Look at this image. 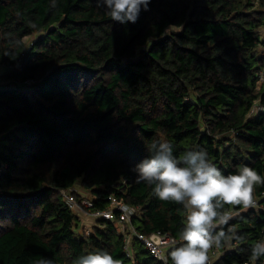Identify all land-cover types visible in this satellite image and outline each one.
<instances>
[{
	"label": "trees",
	"instance_id": "trees-1",
	"mask_svg": "<svg viewBox=\"0 0 264 264\" xmlns=\"http://www.w3.org/2000/svg\"><path fill=\"white\" fill-rule=\"evenodd\" d=\"M263 29L264 0H151L125 25L97 0H0V264H72L101 249L120 264H165L136 236L128 256L116 221L75 231L61 193L94 210L113 196L137 209V233L178 239L181 206L131 171L156 140L264 178ZM253 198L229 221L243 238L215 248L212 263L208 249V264H250L264 239V179Z\"/></svg>",
	"mask_w": 264,
	"mask_h": 264
},
{
	"label": "clouds",
	"instance_id": "clouds-1",
	"mask_svg": "<svg viewBox=\"0 0 264 264\" xmlns=\"http://www.w3.org/2000/svg\"><path fill=\"white\" fill-rule=\"evenodd\" d=\"M150 2L97 0V7L112 21L125 25L135 24L141 11H148ZM146 152L131 169L136 180L149 186L158 200L180 205L184 213L183 226L178 232L181 243L167 252L165 264H208L210 247L240 242L242 235L229 221L237 210L256 208L254 186L264 178L245 164L224 174L209 159L205 149H187L177 155L167 140L153 141ZM262 256L264 239H258L249 250L250 264ZM38 264L53 262L42 258ZM72 264H120V261L101 249L77 256Z\"/></svg>",
	"mask_w": 264,
	"mask_h": 264
},
{
	"label": "built area",
	"instance_id": "built-area-1",
	"mask_svg": "<svg viewBox=\"0 0 264 264\" xmlns=\"http://www.w3.org/2000/svg\"><path fill=\"white\" fill-rule=\"evenodd\" d=\"M263 79L264 77L261 76L260 82H263ZM27 84L31 85L32 82ZM61 193L69 207L77 212V214L78 212L84 211L86 215L90 216V218L94 219L95 221H97V219L103 218L119 223L122 234L124 235V251L128 256L131 255L130 246L132 243V236H136L140 241H142L145 247L155 258L158 256L162 257L161 259H157L163 263H165L168 249L179 243V239L174 238L170 234L156 232L149 236H145L141 233H137L135 228L131 225L132 216L135 214L137 209L125 203L119 202L113 196H109V208L94 210L93 203L86 196L78 199L70 191L61 190ZM255 201L256 205L258 206V201ZM209 254L211 263L220 256L214 246L210 248Z\"/></svg>",
	"mask_w": 264,
	"mask_h": 264
},
{
	"label": "crops",
	"instance_id": "crops-1",
	"mask_svg": "<svg viewBox=\"0 0 264 264\" xmlns=\"http://www.w3.org/2000/svg\"><path fill=\"white\" fill-rule=\"evenodd\" d=\"M78 217H79V221L82 222V225L87 227V228L96 223V221L94 219L90 218L89 216L85 217L83 212H78ZM210 248H209V251H210Z\"/></svg>",
	"mask_w": 264,
	"mask_h": 264
},
{
	"label": "rangeland",
	"instance_id": "rangeland-1",
	"mask_svg": "<svg viewBox=\"0 0 264 264\" xmlns=\"http://www.w3.org/2000/svg\"><path fill=\"white\" fill-rule=\"evenodd\" d=\"M262 35L264 36V29H263V31H262ZM32 39H33V38H27V39H26V42H27V43H30ZM263 77H264V73H263ZM261 85H262V82H260V83L258 84V87L260 88ZM81 212H83V214L85 215V217H88V215H86V213H85L84 211H81ZM89 217H90V216H89ZM77 223H78V227L75 228V231L78 232V231L81 229V227H82L83 225H82V222H81V221H79V222H77ZM88 228H89V227H88Z\"/></svg>",
	"mask_w": 264,
	"mask_h": 264
}]
</instances>
